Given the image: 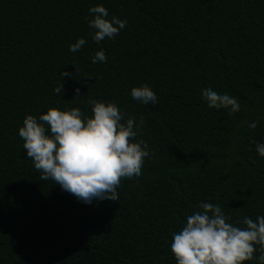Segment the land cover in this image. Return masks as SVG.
<instances>
[{
	"label": "trees",
	"instance_id": "obj_1",
	"mask_svg": "<svg viewBox=\"0 0 264 264\" xmlns=\"http://www.w3.org/2000/svg\"><path fill=\"white\" fill-rule=\"evenodd\" d=\"M98 5L127 21L99 44L88 25ZM98 51L107 62H92ZM143 85L155 104L131 97ZM206 88L236 98L240 111L209 108ZM89 99L115 103L121 123L144 119L133 142L149 156L139 178L122 179L118 201L85 204L41 180L18 134L27 115L49 108L91 118ZM258 143L264 0H0V264H176L173 233L201 203L220 205L240 228L264 216Z\"/></svg>",
	"mask_w": 264,
	"mask_h": 264
},
{
	"label": "clouds",
	"instance_id": "obj_2",
	"mask_svg": "<svg viewBox=\"0 0 264 264\" xmlns=\"http://www.w3.org/2000/svg\"><path fill=\"white\" fill-rule=\"evenodd\" d=\"M89 12L94 18L88 25L94 31L92 39L98 44L105 38L114 39L126 27V20L115 16L107 19L109 13L103 6L92 7ZM85 43L80 38L69 51L77 52ZM92 62H107V57L98 51ZM61 76L71 74L63 72ZM63 91L59 82L54 92ZM76 93L79 97V89ZM202 96L209 108L228 109L229 115L240 111L238 100L227 93L206 88ZM131 97L143 104L157 102L155 92L147 85L132 88ZM87 103L92 106L91 118L85 117L79 108L69 111L49 108L38 118L27 115L18 134L41 180L54 181L85 204L93 200L118 201L117 189L122 179L139 178L144 158L149 156L148 145L143 140L133 142L144 119L141 117L137 125L135 117L130 116L126 123H121L125 113L115 103L94 99ZM249 127L255 129L257 122ZM256 151L264 157V143H258ZM199 208L202 211L188 216L182 230L173 233L171 252L176 264H244L255 258L257 250L259 264H264V216H258L256 221L245 217L246 227L240 228L229 222L231 218L218 204L201 203Z\"/></svg>",
	"mask_w": 264,
	"mask_h": 264
}]
</instances>
